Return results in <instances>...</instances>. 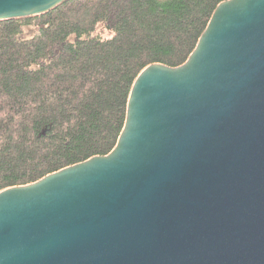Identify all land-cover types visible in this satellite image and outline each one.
I'll use <instances>...</instances> for the list:
<instances>
[{
	"label": "water",
	"instance_id": "obj_1",
	"mask_svg": "<svg viewBox=\"0 0 264 264\" xmlns=\"http://www.w3.org/2000/svg\"><path fill=\"white\" fill-rule=\"evenodd\" d=\"M68 0H0V21ZM0 264H264V0L135 79L106 155L0 191Z\"/></svg>",
	"mask_w": 264,
	"mask_h": 264
},
{
	"label": "trees",
	"instance_id": "obj_2",
	"mask_svg": "<svg viewBox=\"0 0 264 264\" xmlns=\"http://www.w3.org/2000/svg\"><path fill=\"white\" fill-rule=\"evenodd\" d=\"M222 1L68 0L0 21V191L108 154L139 73L185 63Z\"/></svg>",
	"mask_w": 264,
	"mask_h": 264
},
{
	"label": "rangeland",
	"instance_id": "obj_3",
	"mask_svg": "<svg viewBox=\"0 0 264 264\" xmlns=\"http://www.w3.org/2000/svg\"><path fill=\"white\" fill-rule=\"evenodd\" d=\"M101 28V27H100ZM111 33H109V32H104V35L105 36H109Z\"/></svg>",
	"mask_w": 264,
	"mask_h": 264
}]
</instances>
